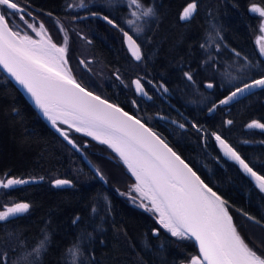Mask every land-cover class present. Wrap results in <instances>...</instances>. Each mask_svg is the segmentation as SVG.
<instances>
[{
    "label": "trees",
    "instance_id": "1",
    "mask_svg": "<svg viewBox=\"0 0 264 264\" xmlns=\"http://www.w3.org/2000/svg\"><path fill=\"white\" fill-rule=\"evenodd\" d=\"M191 1L141 0L144 6L154 9L155 15L141 17L131 26L142 29L139 38L125 23L135 19L130 16L131 10L125 0H97L96 6L90 4L85 9L88 13L108 16L119 27L93 16L82 18L81 22L64 19L65 22L56 23L67 30L69 44L71 41L78 59L90 57L88 65L91 69L101 64L106 65L103 71L111 73L117 71L115 65L118 62L151 64L152 67L140 69L169 82L176 97L184 98L187 117L201 122L205 119L203 113L212 103L241 83L259 78L258 73L264 70V56L257 53L254 42L259 34L261 17L250 12L253 4L264 7V0H196V11L182 22L179 13ZM18 2L37 19L43 11L58 16L64 12L66 3L78 0ZM67 9L76 13L81 10ZM26 17L30 16L26 14ZM53 23L51 21L47 27L56 31L51 38L59 42L60 35ZM68 27L72 28L69 30ZM119 28L133 35L140 45L142 59L139 62H133L122 49ZM246 64L258 67L245 68ZM186 72L192 74L191 81L184 75ZM107 78L99 77L101 81H108ZM110 80L115 86L116 81ZM8 81L0 71V163L23 173L33 171L46 178L65 176L72 179L71 186L59 188L57 194L46 195L40 189H33L28 215L14 219L8 228H0V251L8 253L9 264L32 252L45 236L48 238L46 248L41 252L38 264H69L67 250L74 244H79L84 253L82 264H181L195 255L189 240L172 237L158 225L153 213L129 203L124 191L132 177L109 147L82 134H79L82 146L74 148L66 144L39 119L35 109ZM209 83L212 88L206 87ZM108 96L113 99L112 95ZM230 106L229 116L234 119L232 127L237 131L253 119L263 123L264 89L256 90ZM191 131L176 148L181 158L227 202L236 227L264 226V198L254 196L258 189L253 188L235 166L229 164L232 169L226 166L224 170L220 169L202 152L198 135ZM253 151L258 161L264 162V148L257 146ZM84 157L101 170L106 180L104 184L82 163ZM256 169L264 175V171ZM113 187H118L121 195H117ZM249 191L253 192L250 196L246 195ZM236 209L255 217L260 223L243 218ZM158 228V235L153 234ZM238 232L245 240L244 232ZM254 240L245 241L258 252H264V230L258 229Z\"/></svg>",
    "mask_w": 264,
    "mask_h": 264
},
{
    "label": "snow or ice",
    "instance_id": "2",
    "mask_svg": "<svg viewBox=\"0 0 264 264\" xmlns=\"http://www.w3.org/2000/svg\"><path fill=\"white\" fill-rule=\"evenodd\" d=\"M130 16L135 19L125 21L130 26L133 35L139 38L140 28L132 29L137 19L155 15L152 7H146L141 0H125ZM96 6L97 0H78L66 3L67 8L88 9L89 5ZM99 6H102L99 5ZM196 0H192L184 8L182 20L192 17L196 11ZM11 10V11H8ZM27 12L21 7L18 0H0V67L10 74L30 94L35 105L45 117L57 127L61 135L68 138V132L59 128V124L68 125L76 132H83L94 140L107 145L127 167L135 179L129 187L128 195L133 203L139 200L137 207L144 208L157 217L158 225L178 240H192L198 247V253L191 255L187 264H264V252H258L239 234L232 216L228 211V204L222 196L213 191L191 167L172 148L164 142L155 132L147 127L141 120L124 111L116 104L109 103L99 95L82 87L68 65L67 59V30L61 26L65 33L62 44L55 43L48 35L47 29L41 22L39 26L28 23L39 39L19 30H14L8 22L9 17L16 13ZM250 12L264 18V7L253 4ZM28 16L32 14L27 12ZM51 16V13H48ZM93 17L101 16L98 12H90ZM22 20L24 16L20 17ZM83 17H81L82 19ZM108 24L119 27L108 16H101ZM131 55L137 60L142 59L140 45L123 28L119 29ZM262 33L256 40L260 45L259 54L264 56V19L259 25ZM219 35V33H217ZM203 47V45H202ZM219 45H217V50ZM235 51V50H233ZM236 55H240L236 53ZM247 59V58H245ZM81 64L85 62L80 61ZM258 67L246 64L244 67ZM191 81V73L184 74ZM258 79H251L243 83L242 87H235L234 91L219 104L226 105L238 95L252 89H264V70L259 73ZM138 93H144L140 79L133 82ZM161 87H163L161 85ZM206 87L212 88L211 83ZM167 91V89H164ZM213 105L209 109L212 112ZM231 124L232 121L226 122ZM184 127V125H180ZM248 128L264 130V123L253 120ZM219 142L224 154L237 162L243 171L255 182L260 192L264 193V175L253 170V167L241 157L228 142L218 134H213ZM74 146L75 142L69 140ZM264 143V141H261ZM101 180L104 176L97 169ZM0 179V188L10 189L16 185L27 183L23 179ZM6 180V182H5ZM67 179H56L55 186L71 185ZM30 208L28 203H13L11 206L0 204V221H8L18 214L26 213ZM95 211V209H93ZM245 217L260 223L255 217ZM77 220L79 217L76 218ZM76 222L75 220L73 221ZM154 229V234L159 233ZM47 236L32 249L11 264H38L41 252L45 250ZM69 264H82L84 253L79 244H74L67 250ZM34 257V259H29ZM94 258V257H93ZM0 264H9L8 253L0 251ZM183 264V262H182Z\"/></svg>",
    "mask_w": 264,
    "mask_h": 264
},
{
    "label": "flooded vegetation",
    "instance_id": "3",
    "mask_svg": "<svg viewBox=\"0 0 264 264\" xmlns=\"http://www.w3.org/2000/svg\"><path fill=\"white\" fill-rule=\"evenodd\" d=\"M62 10L64 12H62V14L58 16L52 13V15L49 16L46 11H41V15L48 22H53V19H56L60 22H65L64 19L73 22H81V17L87 18L88 15H90V13H88L85 9H81L77 13L76 11L68 10L67 7L63 8ZM261 20L262 18L259 19L260 24L262 22ZM68 28L71 29L72 27ZM119 29L118 33L120 34L119 37L121 39V35L123 34ZM75 33L79 36V38L82 37L79 31L75 30ZM261 35L262 33L259 30V34L255 36L254 39L255 43L257 38ZM121 47L122 49H124L122 39ZM259 47L260 45L256 43L257 53H259ZM126 53L128 54L127 51ZM67 57L68 62H70V69L73 76L78 82L82 84V86L86 87L94 93L96 92L102 95L104 99L113 101L115 104L121 106L124 111L132 113L137 119L145 122L148 127L157 132V134L163 140H166L168 142L170 148L172 147L178 152L176 148H179L181 146L182 142H184L187 132L191 129L192 131L196 132V135H198V139L201 144L200 147L203 149L202 152L207 154L209 159L215 161L220 169L224 170L225 166L227 167V169H232L230 168L229 164L235 166V163H232L231 160L222 156L220 149L216 146V141L214 138L215 136L213 135L215 133L220 135L222 139L226 140L228 144L235 148V150L240 153L241 157L249 164V166L253 167L254 171L262 175L256 168H259V170H262L263 172L264 162H262V160L258 161V158L256 157L257 155H255L253 150L257 146H261V148H264V143H261V141H264V130L257 128H248L246 126L248 122L250 123L253 120L257 119L245 122L241 131H237V129L232 127L234 119L229 116V113H231V106L220 105L218 104L220 101L219 100L210 105V108L213 105H216V108L209 115L207 114L210 108L205 110V112L203 113L205 119L201 120V122H195L187 117V108H185L184 105V98L182 100V98L176 97L175 92L172 90V88H170L169 82H166L159 77L155 78L152 72H148L145 70L143 71L140 69L141 67L146 68V66L152 67L151 64L143 65L137 63L136 65H132L118 62V64L115 65V70L117 71L111 73H109L108 71H103V69L106 68V65L103 66L99 64L93 67V70L95 71L93 73V71L90 70L89 65L87 66L86 63H80V60L78 59V56L74 50H68ZM128 57L130 58L129 54ZM84 59L86 60V62H90L89 60H91L90 57H85ZM128 67H130L132 70H130V68L127 69ZM110 75L112 77L109 78ZM99 76H102L101 78L108 77L109 79L107 78L108 81L99 80L100 82H98V86L94 85L90 80L95 79V77ZM87 78H90V80H87ZM110 79H114L116 81L115 86ZM137 79L141 80L144 93L146 94L138 93L136 91V88H133V82ZM161 85L163 87H161ZM165 88L167 89V91L164 90ZM103 93H105L106 95H104ZM108 95H112L113 99L108 98ZM39 119L43 121L41 117H39ZM229 120L232 121L231 124L226 123ZM180 125H184V127H180ZM60 126L63 127V125ZM63 129L68 132V137L75 142L76 146L83 145V143L79 141V134L81 133L76 132L73 128H70L68 126L63 127ZM82 163L84 164L83 161ZM93 165L96 166L95 164ZM96 168L98 167L96 166ZM99 172L101 173L100 169ZM5 173H8L7 178L24 180H26L27 178H33L34 180H36V182L16 185L10 189L0 188V204H5L7 206L12 205L13 203H28L31 207V198L32 194H34V191H32L33 189H40V191H42L43 193L45 192L46 195L48 193L57 194V190L60 187L55 188L53 185H51L52 181L58 178L70 179L69 177L67 178L65 176L46 178L42 174L34 173L33 171H26V173H23V171H15L7 166H3V164L0 163V179H5ZM247 179L252 185L250 179ZM70 180L72 181V179ZM252 194L253 192L249 191L246 195L250 196ZM254 194V196L258 195L259 197L262 196L264 198V193L260 192V190H258ZM255 208L254 210H256ZM29 211L30 208L26 213L18 214L16 217L10 218V220L8 221H0V228H8V225L13 222L14 219L16 220L18 219V217L28 215ZM235 212H237V214L243 215V212H241L240 210L236 209ZM242 217L250 220L244 215ZM236 228L238 231H243L244 233H242L245 235V240L249 241H255L254 239L257 236L258 229L264 230V226H247V229H245L244 226L239 225Z\"/></svg>",
    "mask_w": 264,
    "mask_h": 264
},
{
    "label": "water",
    "instance_id": "4",
    "mask_svg": "<svg viewBox=\"0 0 264 264\" xmlns=\"http://www.w3.org/2000/svg\"><path fill=\"white\" fill-rule=\"evenodd\" d=\"M192 2V1H191ZM191 2H188V3H191ZM188 3H187V5H188ZM187 5H185V7H187ZM22 7V6H21ZM184 7V8H185ZM23 8V7H22ZM184 10V9H183ZM183 10L182 11H180V13H179V15H180V19H181V15H182V13H183ZM9 11H11V10H9ZM91 17L92 15H88V17ZM96 17H99V19H102L101 18V16H96ZM182 20V19H181ZM187 20V19H186ZM182 21H185V20H182ZM262 21V20H261ZM129 35H130V33H129ZM121 39H122V42H123V48L124 49H126V51L128 52V54H129V56H130V58L131 59H133V61H137L132 55H131V52L129 51V49H128V47H127V44H126V42H125V39H124V37H123V35H121ZM137 42V41H136ZM0 71L4 74V75H6L7 76V78H8V82L11 84V85H14L19 91V94L20 95H22V97H24L26 100H27V102L33 107V109H35V112L37 113V115H39L41 118H42V120L44 121L43 123L44 124H46V125H48L51 129H52V132L55 134V135H58V136H60L62 139H63V142H65L66 144H68V145H70V146H72V147H74L75 148V146L72 144V143H69V140H71L69 137L67 138V139H65V137L63 136V135H61V132L60 131H58L57 130V127H55V126H53L52 125V123H51V121L50 120H48V118L47 117H45L44 115H43V113L40 111V109L35 105V103H34V101L31 99V97H30V94L29 93H27V91L23 88V86L22 85H20L10 74H8L2 67H0ZM252 79H258V77H255V78H252ZM78 82V81H77ZM246 82H250V81H245V82H243V83H246ZM80 83V82H79ZM243 83H241L240 84V86H236V87H242L243 86ZM81 84V83H80ZM81 86H82V84H81ZM82 87H84V86H82ZM86 88V87H85ZM133 88L135 89V84L133 83ZM87 89V88H86ZM87 90H89V89H87ZM235 90V88H233L231 91H234ZM256 90H262V89H252V90H250V91H247V92H245V93H243V94H240V95H238L234 100H232V101H230L228 104H226L227 106H229V105H231V103L232 102H235V101H240L243 97H245V96H247V95H249L250 96V94L252 93V92H254V91H256ZM89 91H91V90H89ZM230 91V92H231ZM230 92H228V93H226V95H224V97H226V96H228L229 94H230ZM94 93V92H93ZM94 94H96V95H99L102 99H104L103 98V96L102 95H100V94H98V93H94ZM224 97L223 98H221V99H224ZM220 99V100H221ZM108 100V99H107ZM109 101V103H113V104H115L113 101H110V100H108ZM219 104V103H218ZM116 105H118V104H116ZM221 105V104H220ZM119 106V105H118ZM119 107H121V106H119ZM213 106H211V108H212ZM128 112V111H127ZM130 115H133L132 113H130V112H128ZM211 112H209L208 111V114L207 115H209ZM133 116H135V115H133ZM140 120V119H139ZM142 123H144L145 125H146V123L145 122H143V121H141ZM251 123V122H250ZM249 124V122L246 124V126ZM60 125H63V127H66V126H68V125H64V124H62V123H60ZM60 125H58L59 126V128H61V129H63V127H61ZM147 126V125H146ZM69 127V126H68ZM148 127V126H147ZM150 128V127H149ZM74 129V128H73ZM151 129V128H150ZM65 130V129H64ZM75 130V129H74ZM153 131V130H152ZM153 132H155V131H153ZM79 133H81V132H79ZM156 134H157V132H155ZM81 134H83V133H81ZM84 135V134H83ZM158 135V134H157ZM85 137H90V136H86V135H84ZM90 138H92V137H90ZM161 138V137H160ZM215 138V137H214ZM93 139V138H92ZM162 139V138H161ZM72 141V140H71ZM95 141V140H94ZM215 141H216V139H215ZM96 142H99V141H96ZM164 142L166 143V144H168V142L166 141V140H164ZM105 146H107V145H105ZM168 146H169V144H168ZM216 146L220 149V151H221V153H222V156H224L225 158H227V159H229V160H231L229 157H227L225 154H224V151H223V149L220 147V145H219V142L218 141H216ZM108 147V146H107ZM170 147V146H169ZM172 148V147H171ZM173 149V148H172ZM111 150V149H110ZM112 151V150H111ZM173 151H175L177 154H178V152L176 151V150H174L173 149ZM113 152V151H112ZM114 153V152H113ZM116 154V153H115ZM179 155V154H178ZM116 156H117V154H116ZM180 156V155H179ZM118 157V156H117ZM181 157V156H180ZM84 159V163H85V165L87 166V168L88 169H90V172L93 174V175H95L96 176V178L99 180V182H101V183H105V179L104 180H101L100 178H99V176L97 175V169H96V167L94 166V165H92L85 157L83 158ZM119 159V158H118ZM181 159H183V158H181ZM184 160V159H183ZM120 161V160H119ZM185 161V163H187L188 165H189V163L186 161V160H184ZM231 162L232 163H235L234 165L237 167V168H239V170L242 172V175L244 176V177H247V178H249L250 179V181L252 182V186L254 187V188H257L258 189V187H256V185H255V182H254V180L249 176V175H247L244 171H243V169L239 166V164L237 163V162H235V161H233V160H231ZM120 163H122L121 161H120ZM123 164V163H122ZM124 165V164H123ZM189 167H191L190 165H189ZM126 168V167H125ZM126 170V169H125ZM193 171H195V170H193ZM127 172V171H126ZM196 172V171H195ZM129 174V173H128ZM196 174L199 176V174L196 172ZM129 176H130V174H129ZM130 177H132V176H130ZM200 177V176H199ZM58 179H65V178H58ZM24 180V179H23ZM67 180H70V179H67ZM132 180H133V178H132ZM25 181H28L27 183H31V182H36V180H34L33 178H27ZM54 181H55V179L52 181V183H51V185H53L55 188H58V187H66V188H69V186H71V185H63V186H55L54 185ZM71 181V180H70ZM205 182V181H204ZM27 183H24V184H27ZM206 183V182H205ZM209 186V185H208ZM259 190V189H258ZM215 191V190H214ZM216 192V191H215ZM218 194V193H217ZM219 195V194H218ZM11 206V205H10ZM153 234H154V231H153ZM192 244H193V248H194V253L195 254H197L198 253V247H197V245H196V243L194 242V241H192V240H189Z\"/></svg>",
    "mask_w": 264,
    "mask_h": 264
},
{
    "label": "rangeland",
    "instance_id": "5",
    "mask_svg": "<svg viewBox=\"0 0 264 264\" xmlns=\"http://www.w3.org/2000/svg\"><path fill=\"white\" fill-rule=\"evenodd\" d=\"M24 9V8H23ZM26 14H27V12H20V13H16V15H14V16H11V17H9V20H8V22H9V24L11 25V26H13L14 27V30H19L20 32H25V31H27V33L29 34V35H31L34 39H39V37H37L36 36V34L31 30V29H29L28 27H27V24L28 23H35L36 25H37V27L39 26V24L42 22L43 24H44V26H45V28L47 29V33H48V35H50L51 37H52V34L54 33H56V31H54V29L52 30L51 29V31H50V27H47L48 26V23H50V22H47L46 20H45V18H43V16H40V18H33L32 16H30L29 18H27L26 17ZM24 16V19L22 20L20 17L21 16ZM263 19V18H262ZM53 22H55V23H53V24H56L55 25V27L54 28H57V31H58V33H59V35H60V39H59V42H55V43H57V44H62L63 42H64V37H65V33L64 32H62L60 29H61V26H59L58 25V23H56V22H60V21H57L56 19H53ZM70 30V29H69ZM77 35V34H76ZM73 36V35H72ZM71 39H72V37H71ZM79 41H77V44H79L78 43ZM71 46V47H70ZM72 43H71V41H70V44H69V41H68V35H67V49L69 50V47H70V51L71 50H73V48H72ZM72 48V49H71ZM82 57V56H81ZM79 57L80 59V61L81 60H83L85 63H86V65L88 66V62H86V60L82 57ZM68 58V57H67ZM70 62H68V65H69V67H70V64H69ZM90 66V65H89ZM93 67V66H92ZM90 68V67H89ZM91 69V68H90ZM93 69V68H92ZM92 69H91V71H92ZM95 71L93 70V73H94ZM100 77V76H99ZM99 77H95V79H92V80H90V78H87V80H90L94 85H97L98 86V82H100L99 80H101V79H99ZM102 77V76H101ZM96 142V141H95ZM126 169H127V167H126ZM103 170V169H102ZM128 171V170H127ZM129 172V171H128ZM130 173V172H129ZM130 175H131V173H130ZM132 176V175H131ZM133 178V180L131 181V183H129V185L127 186V190H125L124 192H125V194H126V196L128 197V199L130 200L129 201V203L130 204H133V205H136L137 206V204H139V200H137L135 203H133V201H132V199H131V196H136L137 194L135 193V192H133V193H131V196L130 195H128L127 193L129 192V187L132 185V184H134L135 183V179H134V177H132ZM106 181V180H105ZM114 188V190H115V192L117 193V195H121V192H120V190L118 189V187H113ZM139 209H141V210H143L144 208H141V207H139ZM145 210V209H144ZM146 211V210H145ZM188 261V260H187ZM182 264V263H181ZM183 264H187V262H185V263H183Z\"/></svg>",
    "mask_w": 264,
    "mask_h": 264
},
{
    "label": "bare ground",
    "instance_id": "6",
    "mask_svg": "<svg viewBox=\"0 0 264 264\" xmlns=\"http://www.w3.org/2000/svg\"><path fill=\"white\" fill-rule=\"evenodd\" d=\"M81 133H83V132H81ZM84 135H86L85 133H83ZM87 136V135H86Z\"/></svg>",
    "mask_w": 264,
    "mask_h": 264
}]
</instances>
